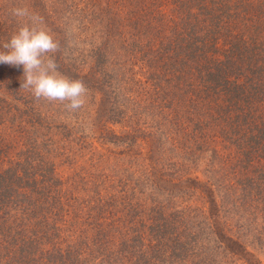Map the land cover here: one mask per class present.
<instances>
[{"label":"trees","instance_id":"obj_1","mask_svg":"<svg viewBox=\"0 0 264 264\" xmlns=\"http://www.w3.org/2000/svg\"><path fill=\"white\" fill-rule=\"evenodd\" d=\"M28 7L85 105L0 64V264H264V0Z\"/></svg>","mask_w":264,"mask_h":264},{"label":"clouds","instance_id":"obj_2","mask_svg":"<svg viewBox=\"0 0 264 264\" xmlns=\"http://www.w3.org/2000/svg\"><path fill=\"white\" fill-rule=\"evenodd\" d=\"M11 16L21 22L18 31L2 45L0 64L23 67L21 89L37 99L65 102L75 112L86 103L87 88L81 80L59 74L56 60L49 56L60 49L59 42L43 25V18L28 7H14Z\"/></svg>","mask_w":264,"mask_h":264}]
</instances>
